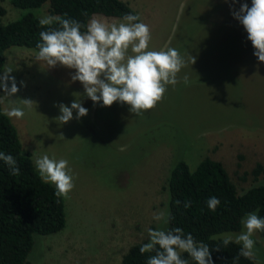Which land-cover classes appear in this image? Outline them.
Instances as JSON below:
<instances>
[{
  "label": "rangeland",
  "instance_id": "rangeland-1",
  "mask_svg": "<svg viewBox=\"0 0 264 264\" xmlns=\"http://www.w3.org/2000/svg\"><path fill=\"white\" fill-rule=\"evenodd\" d=\"M123 1L149 26L150 50L175 48L189 60L181 82L169 85L163 99L141 116L127 104L94 105L82 84L71 80L74 69L48 68L36 61V49L13 45L5 51L1 76L11 68L19 91L7 98L0 89V101L4 112L24 109L22 118H10L23 150L34 164L45 154L67 160L75 183L64 199L65 227L34 235L27 264H120L132 244L148 242V228L162 226L152 217L166 211L167 178L179 159L191 169L204 157L220 161L238 192L264 184V175L254 179L250 173L256 163L264 165V62L232 15L242 3L251 7V0ZM0 4L3 24L28 11L40 19L49 16L48 3L34 10L16 8L10 0ZM20 99H31L32 108ZM75 100L88 114L77 120L74 110L68 123L56 121L58 105L70 107ZM242 230L241 225L213 237ZM253 239V258L264 264V238L257 231Z\"/></svg>",
  "mask_w": 264,
  "mask_h": 264
},
{
  "label": "clouds",
  "instance_id": "clouds-1",
  "mask_svg": "<svg viewBox=\"0 0 264 264\" xmlns=\"http://www.w3.org/2000/svg\"><path fill=\"white\" fill-rule=\"evenodd\" d=\"M235 2L237 0H233ZM232 15L247 32L254 56L259 62H264V0H251V7L246 2L242 3ZM54 21H57L56 17L47 16L41 18L39 24L50 26ZM84 27L77 20L62 19L59 20V27L41 31L35 59L48 68L59 65L74 69L71 80L82 84L84 95L94 105L101 102V106L105 107L112 106L114 102L127 104L130 113L141 116L163 99L169 85L175 87L181 82L179 74L189 60L175 48L150 50V28L141 21L139 14H125L121 21L113 23L93 18L82 31ZM190 62L194 64L195 58L191 56ZM12 71L8 68L0 76V89L7 98L19 91L15 78L9 75ZM182 80L184 84L189 82L187 75ZM20 100L24 108H32L31 99ZM58 108L60 115L55 119L60 124L71 121L74 110L77 120L88 114V109L82 106L80 100L73 101L70 107L61 103ZM5 114L9 118L20 119L25 112L21 107H11L5 109ZM0 161L8 166L11 175L20 174L17 161L11 154L0 152ZM35 167L42 181L54 185L57 198L69 197L75 183L67 160H57L45 154L35 160ZM175 203L180 205L181 201ZM206 204L210 211L215 212L220 200L213 196L207 199ZM190 206L189 201L184 202L185 208ZM172 218L171 213L165 210L153 214L152 219L162 226L148 228V242L139 249L141 254L154 253L147 258V264H189L183 253H187L195 264H213L207 244L198 243L190 233L185 235L179 227H164ZM240 223L243 230L238 234H225L222 243L225 247L233 242L241 245L237 259L240 256L252 259L256 243L253 236L257 231H264V218L252 212Z\"/></svg>",
  "mask_w": 264,
  "mask_h": 264
},
{
  "label": "trees",
  "instance_id": "trees-1",
  "mask_svg": "<svg viewBox=\"0 0 264 264\" xmlns=\"http://www.w3.org/2000/svg\"><path fill=\"white\" fill-rule=\"evenodd\" d=\"M19 9H38L48 3V13L56 17L53 25L41 26L40 18L32 11L5 24L1 18L5 8L0 4V76L5 64V51L13 45L37 49L39 33L49 27H59V20L73 19L85 27L94 15L119 18L137 12L123 0H10ZM39 51V50H38ZM0 152L11 154L17 161L19 175H11L8 166L0 161V264H27L34 244V235L61 231L66 224L64 198H57L54 185L41 180L31 153L24 151L16 126L5 114L0 101ZM254 179L264 175V165L256 163L250 171ZM166 211L172 219L166 228H181L199 243L210 248L213 264H258L254 258L240 256L241 245L224 246L223 239L213 236L223 231L241 228V219L256 211L264 218V184L253 185L238 192L224 165L211 157L199 160L194 169L183 160L170 168L166 184ZM215 196L220 200L216 211H210L206 201ZM180 200V205L175 201ZM189 201L191 206L184 207ZM264 238V231H258ZM144 243H134L122 255L120 264H147L154 253L141 254ZM219 248V250H216ZM189 264L195 261L182 254Z\"/></svg>",
  "mask_w": 264,
  "mask_h": 264
}]
</instances>
